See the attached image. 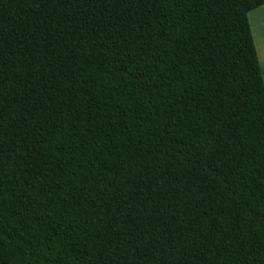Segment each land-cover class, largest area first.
I'll return each instance as SVG.
<instances>
[{"label": "trees", "instance_id": "1", "mask_svg": "<svg viewBox=\"0 0 264 264\" xmlns=\"http://www.w3.org/2000/svg\"><path fill=\"white\" fill-rule=\"evenodd\" d=\"M264 0H0V264H264Z\"/></svg>", "mask_w": 264, "mask_h": 264}, {"label": "rangeland", "instance_id": "2", "mask_svg": "<svg viewBox=\"0 0 264 264\" xmlns=\"http://www.w3.org/2000/svg\"><path fill=\"white\" fill-rule=\"evenodd\" d=\"M248 19L250 27L252 29V36L254 35L255 39H257V41L259 42V31L263 32L264 34V6L251 12L248 16ZM260 66L264 71V65L260 63Z\"/></svg>", "mask_w": 264, "mask_h": 264}, {"label": "crops", "instance_id": "3", "mask_svg": "<svg viewBox=\"0 0 264 264\" xmlns=\"http://www.w3.org/2000/svg\"><path fill=\"white\" fill-rule=\"evenodd\" d=\"M263 6H261V7H263ZM261 7H259V8H261ZM255 10H253V11H255ZM253 11H251V12H253ZM251 12L248 13V16H249V14ZM248 21H249V19H248ZM250 29H251V27H250ZM251 31H252V29H251ZM251 34H252V32H251ZM259 36H260L258 38L259 42L257 41V39H255L254 35L252 36V38H253V43H254V46H255V50H256V54H257V58H258L259 64L262 63L264 65V34H263V32L259 31ZM263 82H264V78H263Z\"/></svg>", "mask_w": 264, "mask_h": 264}]
</instances>
